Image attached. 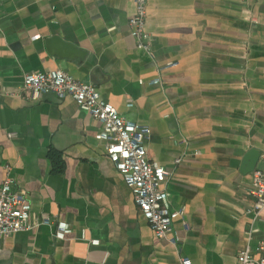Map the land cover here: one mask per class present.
Returning <instances> with one entry per match:
<instances>
[{
    "label": "crops",
    "instance_id": "crops-1",
    "mask_svg": "<svg viewBox=\"0 0 264 264\" xmlns=\"http://www.w3.org/2000/svg\"><path fill=\"white\" fill-rule=\"evenodd\" d=\"M135 13V0H0V186L10 166L30 224L39 223L0 240V264H238L247 249L259 257L264 210L254 212V172L242 166L258 150L260 168L264 152V0H148L150 53L132 36ZM53 37L84 58L50 52ZM55 71L94 85L151 130L149 159L172 173L163 188L182 214L177 246L137 207L97 139L101 123L70 97L22 91L27 74Z\"/></svg>",
    "mask_w": 264,
    "mask_h": 264
},
{
    "label": "built area",
    "instance_id": "built-area-1",
    "mask_svg": "<svg viewBox=\"0 0 264 264\" xmlns=\"http://www.w3.org/2000/svg\"><path fill=\"white\" fill-rule=\"evenodd\" d=\"M136 13L130 19L132 36L138 49L151 52V36L147 31L148 0H135ZM176 64L166 68L175 67ZM153 81L151 84H157ZM31 98L42 94H54L59 99L72 98L82 109L98 120L102 129L97 139L104 143L105 150L116 168L125 177L127 185L133 190L135 203L149 222L155 235L177 246L178 240L172 235L173 222L181 217L169 206V194L163 184L172 173L149 159L148 141L151 130L128 121L109 106L92 84L75 79L64 71L27 74L22 88ZM10 137H15L11 134ZM181 159L176 160L179 165ZM6 179L0 186V240L20 232L31 231L39 223L30 224L31 205L23 193L16 189L11 167L6 166ZM255 199L254 212L259 215L264 210V152L262 166L253 173L250 191ZM43 224H50L45 221ZM69 231L58 229L63 237ZM259 257L255 258L251 249L238 255V264H264V241L258 248ZM181 264H193L188 257L180 259Z\"/></svg>",
    "mask_w": 264,
    "mask_h": 264
},
{
    "label": "water",
    "instance_id": "water-1",
    "mask_svg": "<svg viewBox=\"0 0 264 264\" xmlns=\"http://www.w3.org/2000/svg\"><path fill=\"white\" fill-rule=\"evenodd\" d=\"M46 46L50 52H62L65 54L66 58L71 59L75 56H79L78 58L83 59L85 52L79 51L76 49L74 45L62 40L59 37H53L46 41ZM261 152L258 150L250 151L243 162L242 172L244 174L253 173L260 162Z\"/></svg>",
    "mask_w": 264,
    "mask_h": 264
}]
</instances>
